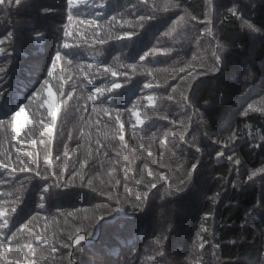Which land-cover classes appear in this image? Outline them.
<instances>
[{"label": "trees", "instance_id": "16d2710c", "mask_svg": "<svg viewBox=\"0 0 264 264\" xmlns=\"http://www.w3.org/2000/svg\"><path fill=\"white\" fill-rule=\"evenodd\" d=\"M171 4L179 7H165ZM233 7L240 9L236 16L228 11ZM66 9V0H22L19 7L15 0L11 6L5 0L0 6V39L9 31L16 33L0 45L5 48L0 53V119L26 106L15 141L11 140L14 129H0V144L13 161L16 155L27 161L26 153L34 152L42 174L46 168L47 149L39 143L49 139L44 127L50 123L48 107L41 99L45 79L49 83L42 95L45 99L51 95L56 109L49 176L42 180L28 171L10 176L0 168V212L9 218L6 234L16 233L11 247H22L45 231L51 238L65 227L60 213L87 209L88 216L95 213L107 220L99 229L93 225L91 234L81 232L85 239L70 257L75 264H154V260L159 264H264V173L257 172L249 181L252 171L264 168V35L242 27L243 20H250L264 32V0H75L70 24ZM93 19L99 29L83 23ZM66 25L74 33L68 38ZM65 43L69 49L63 47ZM221 45L220 70L208 73L212 53ZM57 50L61 58L50 77L48 69ZM146 52L149 55L141 61ZM128 64H135L136 70L126 68ZM188 64L193 68H186ZM106 68L127 74L114 77ZM201 70L207 74L199 75ZM113 84L121 86L109 93ZM145 84L152 88L145 89ZM97 88L102 89L95 96L99 114L92 112L94 105L88 100ZM185 91L190 97L187 104L181 97ZM249 104L253 108L242 115ZM102 108L109 109L107 115ZM117 116L124 129L122 142L116 131ZM233 133L236 139L231 140ZM97 140L103 145L99 155ZM114 159V175L120 183L112 188L107 173ZM121 159L136 179L143 175L151 180L149 171L166 177L135 211L130 203L122 202L118 208L116 199L101 195L107 189L115 198L125 197ZM193 164L197 165L194 171ZM77 169L84 180L77 177L63 187ZM61 171L64 175L57 181ZM189 171L193 175L183 191L168 195V184L184 180ZM89 179L93 187L86 186ZM44 180L50 186L46 193ZM57 183L61 186L55 187ZM128 184L133 198L137 191L146 190L135 180ZM101 204L115 210L104 215L96 211ZM120 211L124 215L109 219ZM164 237L161 249L155 241ZM201 239L207 241L203 248ZM34 247V256L23 248L25 264L31 259L36 264H67L65 258L74 251L60 245L56 253L42 245ZM161 250L164 256L158 255ZM0 264H16V257L0 254Z\"/></svg>", "mask_w": 264, "mask_h": 264}, {"label": "snow or ice", "instance_id": "6c2138e0", "mask_svg": "<svg viewBox=\"0 0 264 264\" xmlns=\"http://www.w3.org/2000/svg\"><path fill=\"white\" fill-rule=\"evenodd\" d=\"M8 5L11 6L12 5V0H7ZM67 2V19L69 24L72 22L73 20V8H74V3L75 0H66ZM145 2H147V0H145ZM22 3V0H15V6L19 7ZM5 5V0H0V6ZM153 8L156 7L155 4L152 5ZM165 7H179L178 4H171V5H165ZM45 12H49L51 11L50 9H44ZM232 16H236L237 13L240 11V9L233 7L231 9L228 10ZM99 15V14H98ZM145 18L141 17V21H143ZM192 19L195 21L196 17H192ZM240 19H243V16L240 17ZM83 23L85 25L88 26H92V25H96L97 29L100 28V25L97 24V21L95 19L93 20H85L83 21ZM67 25L65 26V31H64V37L68 38L74 35L73 32H69L67 30ZM242 27H246L250 33L255 34V33H260L261 35H264V32H261V29L257 28L253 23L250 22V20H243V24ZM209 34H211L209 32ZM16 33L15 31H9L7 36L4 37V39H0V45H4L5 40H10L13 39L15 37ZM93 35H97L96 32L93 33ZM123 35L125 37L129 36V33L124 32ZM197 40H199V37H197ZM101 43H103V41L101 40ZM217 45H220V41H217ZM63 47L65 49H69L70 46L65 43L63 45ZM222 45L220 46L219 50H214L212 55H213V66L211 68H209L207 70L208 73L211 72H217L220 70L219 65H221L224 61V57L220 54H218V51H222ZM5 52V48L4 47H0V53H4ZM149 55V53H144V55L140 56V60L144 61L145 58ZM61 58V52L59 50H57L55 56L53 57V66L51 68L48 69V73L49 76L51 77L53 74V70L55 68L56 62L59 61ZM136 65L135 64H128L126 65V68L132 69L133 71L136 70ZM186 68H193V65L188 64L185 65ZM141 71H146L148 73H152L153 69L150 68H142ZM178 71H184V69H179ZM0 72H3V69L0 68ZM105 72H110L112 74V76H117V75H126L127 73H117L114 69L112 68H106ZM199 75H206L207 73L204 71H200L198 73ZM249 77H246V79H248ZM186 80L189 79V77H185ZM191 79H196L195 76H191ZM49 81L47 79L44 80L43 84L41 85V99L44 100V104L47 105L48 107V116L50 118V123L44 125V127L47 129V136L49 137V139L47 141H45L44 139H40L39 143L41 145H44L45 148L47 149V152L45 154V164H46V168L43 172V174L41 173V171L38 168L39 165V159L36 153L34 152H27L26 155L28 157L27 161L20 159L19 155H16L15 157V161H13L11 159V153L8 151L3 150V144H0V168L4 169L5 171L8 172V175L10 176H14L15 173H17L18 171L23 173L25 171L28 172H35V175L37 177H42V180L44 177H48L50 174V170L52 168V163L51 160L49 159V157L51 156V136H52V126L55 124V117H56V109L53 105V100L51 98V95H49V98L45 99L44 96L42 95V91L43 90H47V85H48ZM121 85L119 84H113L112 85V89H107V91L109 93L112 92L113 89L119 88ZM62 87V85H61ZM145 89H150L152 88L151 84H145L144 85ZM73 91H75V88L73 89ZM102 94V89L97 88L95 89V93L94 94H90L88 96V100L93 102V109L92 112L93 113H98L97 108L95 107L96 104V100H95V96ZM67 96L69 98L72 97V92H68ZM181 97H182V103L183 104H187L188 101L190 100V97L187 95V92H182L181 93ZM31 99V98H30ZM62 99H63V93H62ZM109 99H111V96L109 95ZM149 100L152 99V97H148ZM169 99H172L171 96H169ZM43 106V105H42ZM190 106V105H188ZM25 107L26 106H21L19 108L18 111L12 113V115L10 117H8L7 119H0V129H5V127L7 129H14L15 134L11 136V140L15 141L17 139V137L19 136L20 133V129L22 127L21 124L18 123L19 118L24 114L25 111ZM253 105L249 104L248 107L244 110L243 113H241L242 115H247L248 110L252 109ZM100 111H102L105 115L108 114L109 109L108 108H102L100 109ZM85 112L87 113V108L85 107ZM135 115V113H133ZM166 118V117H165ZM137 120H139V117L137 116ZM173 123H176V121H173ZM180 123H183V121H180ZM33 124H35V121H33ZM15 125V127H14ZM87 127V125H86ZM116 131L119 134L120 140L121 142L123 141L124 138V129L123 126L120 124V120H119V116H117L116 119ZM133 133L135 134V129H133ZM207 135V133H206ZM28 137L25 138V140H27ZM69 139H71V133H69ZM181 140L184 139L183 136L180 137ZM229 139L234 140L236 139V134L233 133V135L231 137H229ZM261 139H264V137H261ZM25 140H21V143H24ZM219 142V141H217ZM98 148H97V154L99 155L101 153V149L103 147V145L101 144V141L97 140L96 141ZM33 146H35L36 141H32ZM67 147V145H65ZM13 147H15V145L13 144ZM141 147H143V145H141ZM20 151V150H17ZM196 151H200L199 148L196 149ZM104 157L107 158V152L103 153ZM151 155V153H150ZM218 156L222 155V153H217ZM117 157H121V153L117 152ZM57 159H59L57 157ZM229 160H232V157H229ZM65 161H67V153H65ZM120 163L123 164V168L121 169L123 171L124 174V188H125V192L126 195L124 198H115L112 196V192L105 189L104 191L101 192V195H106L109 197V199H116V203L118 208L120 207L121 203H130L132 205V210H137L140 209L144 206L146 200L148 199L150 192L152 191V189L156 188L157 182L160 180H165L166 177L164 176V174L161 173H155L153 174L151 171H149V175L152 176L151 180H145L143 175H141L140 179H136V175L135 173H133L132 175H129L130 172H132V169L129 167V165L127 163H125L122 159L120 160ZM111 167L109 168V171L107 173V184L111 185L112 188H115L119 183L120 180L116 178V176L114 175L115 171L117 170V160H111L110 161ZM235 164L238 166L240 164L239 160L235 161ZM84 165V161H81V168ZM65 168L67 167V164H65L64 166ZM145 168H147V164H145L144 166ZM179 167V166H178ZM197 169V165L193 164L192 165V170H196ZM10 170V171H9ZM193 171H189L187 176L185 177L184 180L179 181L178 183H169L167 189H165V192L168 195H174L175 193H179L181 191H183V188L186 186V181L191 178V176L193 175ZM143 172V170H142ZM257 172H261L264 173V168L261 169H257L256 171H252L249 175V181H251L252 177H255L257 175ZM64 173L63 171H61V174L59 176L56 177L57 181H60L63 177ZM237 175H239V172H237ZM79 178L81 181L84 180V176L80 175V169H77L76 171L72 172V175L70 177H68L67 182L63 185V187H68L69 184L74 183V178ZM135 180L136 184H144L146 190L145 191H137L134 194V198H133V193H132V188L129 186L128 184V180ZM44 189L43 192L46 193L48 191V189L50 188V186L47 184L46 180H44ZM0 183H3V181H0ZM101 183H104V181H101ZM61 185L59 183H57L55 185V187H60ZM87 187H93V181L92 179L88 180V183L86 185ZM172 189L175 190V192L171 191ZM95 190V189H94ZM45 197L44 195H41V199L43 200ZM215 199V198H213ZM40 207H43V204L40 205ZM255 208V206H254ZM115 209H113L109 204H101V205H96V211H102L104 213V215H107L108 213L114 211ZM13 212L17 211V208H13L12 209ZM251 211V210H250ZM81 212H84L85 215L83 217H81ZM88 212L87 209L81 210V209H74L71 212H67L65 213H60L61 216L64 217V228H61L55 235L51 236V238L49 237V235L47 234V231L45 232H41V233H37L34 236V240H32V242L27 243L26 245H23L22 247L17 246L16 248L11 247V245L15 244L16 241L14 239V237L16 236V233H13L12 235H7L5 230L9 229V218L7 215H5V213L0 212V254L3 255H9V256H14L16 257V264H25L24 260L21 258L24 253H23V248L27 249V254L29 256H34L35 252H36V247H34V244L37 246H44L46 248H48L50 250L51 253H56L57 252V247L56 245H60L62 248H66V249H74V251H69L68 253V257H66L65 259H67V264H75V262L70 258L72 257L75 252H79L80 248V242L82 240L85 239L84 235H81V232L84 230H87L89 234H91V229L93 227V225H96V223L103 217V216H97L95 215V213H93L92 216H88L86 213ZM247 216V213H246ZM71 218V220L69 219ZM33 220H36L37 217H33ZM77 220H87L88 223L85 225L83 223L77 225L74 224V221ZM23 227V226H22ZM201 228L204 229V225L201 224ZM31 231V230H30ZM65 234H66V238H65ZM262 234H264V232H262ZM198 236H200V233H197ZM167 239L166 237H164L163 239L158 238L155 243L157 245H159L161 247V249L164 248V240ZM207 243L206 240L201 239V243H200V247L203 248L204 245ZM75 246V247H74ZM213 248H215L216 246L213 245ZM159 256H164L165 252L163 250H161L158 253ZM150 259H153L152 257H150ZM29 264H36L35 259H31L29 261ZM154 264H159V261H155L154 260ZM196 264H200L199 261L196 262Z\"/></svg>", "mask_w": 264, "mask_h": 264}, {"label": "water", "instance_id": "95a60500", "mask_svg": "<svg viewBox=\"0 0 264 264\" xmlns=\"http://www.w3.org/2000/svg\"><path fill=\"white\" fill-rule=\"evenodd\" d=\"M120 215H124V212H123V211L117 212V213H115V214H114L111 218H109V219H114V218H116V217H118V216H120ZM106 220H107V218L102 217V218L96 223V229H99L100 225H101L104 221H106Z\"/></svg>", "mask_w": 264, "mask_h": 264}]
</instances>
